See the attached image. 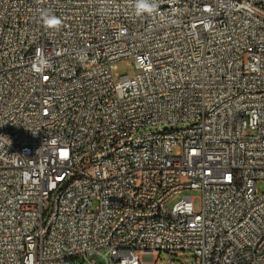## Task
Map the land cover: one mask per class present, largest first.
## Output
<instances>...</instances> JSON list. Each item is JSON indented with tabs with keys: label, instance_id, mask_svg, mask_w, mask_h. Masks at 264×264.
<instances>
[{
	"label": "built area",
	"instance_id": "obj_1",
	"mask_svg": "<svg viewBox=\"0 0 264 264\" xmlns=\"http://www.w3.org/2000/svg\"><path fill=\"white\" fill-rule=\"evenodd\" d=\"M136 3L0 0V264H264V0Z\"/></svg>",
	"mask_w": 264,
	"mask_h": 264
},
{
	"label": "rangeland",
	"instance_id": "obj_2",
	"mask_svg": "<svg viewBox=\"0 0 264 264\" xmlns=\"http://www.w3.org/2000/svg\"><path fill=\"white\" fill-rule=\"evenodd\" d=\"M116 72L118 73V75L134 76L137 73V69L130 61L123 60L117 63ZM257 189L260 194L264 192L263 181L257 182ZM184 196L193 197V203L195 209L198 210L200 208L201 192L195 189L184 190L183 192L179 193L170 200L169 206L170 207L173 206ZM91 258L95 259L98 264H107L106 259L100 254H94ZM68 264H85V263L80 260H75L73 262H69ZM155 264H198V263L194 254L190 251H186L178 254H167L164 252L160 253L159 258H157Z\"/></svg>",
	"mask_w": 264,
	"mask_h": 264
},
{
	"label": "clouds",
	"instance_id": "obj_3",
	"mask_svg": "<svg viewBox=\"0 0 264 264\" xmlns=\"http://www.w3.org/2000/svg\"><path fill=\"white\" fill-rule=\"evenodd\" d=\"M135 7L137 14H141L143 12H151L153 6L149 3V0H137ZM42 18L44 24L50 28H57L62 23L58 17L48 12L42 13Z\"/></svg>",
	"mask_w": 264,
	"mask_h": 264
}]
</instances>
